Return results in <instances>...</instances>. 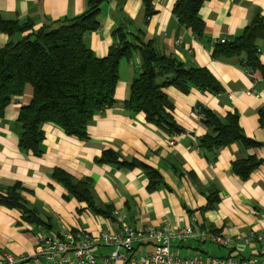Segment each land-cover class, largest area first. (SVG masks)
Here are the masks:
<instances>
[{"label": "crops", "instance_id": "crops-1", "mask_svg": "<svg viewBox=\"0 0 264 264\" xmlns=\"http://www.w3.org/2000/svg\"><path fill=\"white\" fill-rule=\"evenodd\" d=\"M88 0H0V19L32 29L10 36L0 31V49L12 40L28 37L45 26L83 14ZM177 0H152L154 14L146 18L143 0H105L100 7L101 27L88 33L86 46L98 58L106 57L116 43L115 33L122 29L136 42H152L161 53L177 57L193 68H206L221 84L219 93L196 88L188 94L174 86L163 90L173 106L171 115L182 130L173 135L163 127L149 123L143 113L128 111L124 103L141 61L138 53L131 60H121L115 106L95 116L88 127V137L81 140L67 135L52 124H45L43 154L35 157L19 149L22 127L18 116L33 97L28 85L0 118V189L6 191L22 184L26 207L38 209L48 225L34 228L16 209L0 206V255L32 256L38 249L41 233L64 236L83 230L93 236L117 230L115 212L124 214L125 222L136 230L169 226L182 229L193 226L195 237L173 242L172 251L180 257H234L248 260L257 256L264 261V239L245 244L237 238L264 236V80L260 72L250 75L240 57H215V41L234 40L257 16H264V0H206L200 10L205 23L204 35L198 39L182 26L173 13ZM264 68V38L256 42ZM198 108L212 111L222 120L229 114L239 116L245 137L257 142L246 148L239 142L216 151L201 152L199 143L209 132ZM106 150L119 154L130 166L101 164L97 159ZM249 157L263 163L247 180L233 172V163ZM150 168L160 182L151 189ZM60 169L75 180H91L93 205L68 195L62 183L53 179ZM217 199L209 207V199ZM200 232L232 240L228 247L202 242ZM111 248L98 245L94 254L101 261ZM155 251V243L135 244L130 256L140 257ZM118 264H130L119 262Z\"/></svg>", "mask_w": 264, "mask_h": 264}, {"label": "trees", "instance_id": "trees-1", "mask_svg": "<svg viewBox=\"0 0 264 264\" xmlns=\"http://www.w3.org/2000/svg\"><path fill=\"white\" fill-rule=\"evenodd\" d=\"M88 1V8L83 14L45 26L28 37L12 40L0 49V118L13 100L23 95L26 86L33 88L31 102L21 108L18 116L22 127L19 149L25 154L35 157L43 154L45 124L55 125L69 136L86 140L88 127L95 116L115 106L120 62L131 60L134 53H138L141 67L131 83L124 107L133 113H143L147 122L163 127L171 134H179L182 130L169 112L173 106L163 92L165 88L174 86L185 94L193 88L212 93H219L222 89L219 81L206 68L189 67L177 57L159 52L152 42L130 40L121 28L117 29L116 43L107 56L96 57L86 46L84 38L100 29V7L105 0ZM205 1L177 0L173 9L179 23L191 29L198 39L203 37L205 30V23L199 15ZM143 3L148 19L154 14L152 0H143ZM29 29H32L30 23L19 25L0 19V31L7 35L14 37ZM261 38H264V16L257 15L240 37L225 43L215 41L213 55L240 57L243 68L250 75L260 72L264 78L256 46ZM198 112L209 130L199 143L201 152L216 151L235 142L246 148L259 145L245 137L239 126L238 114H229L226 120H222L210 110L198 108ZM260 112L261 125L264 126V111ZM97 162L133 165L121 162L119 154L113 150L104 151ZM262 163V160L253 157L237 160L233 163V172L247 180ZM146 170L150 176L149 187L155 189L160 182L159 175L150 168ZM52 177L64 185L68 195L93 205L91 180L77 181L60 169L54 170ZM23 191L25 189L20 183H15L6 191L0 189V206L18 210L26 223L44 229L48 220L42 218L38 209L26 207ZM216 199L215 196L209 199V207Z\"/></svg>", "mask_w": 264, "mask_h": 264}, {"label": "built area", "instance_id": "built-area-1", "mask_svg": "<svg viewBox=\"0 0 264 264\" xmlns=\"http://www.w3.org/2000/svg\"><path fill=\"white\" fill-rule=\"evenodd\" d=\"M228 39L219 40L225 43ZM264 78H254L255 83ZM202 116V115H200ZM173 135L171 145H174ZM117 230L114 232H102L98 236L78 230L57 236L41 233L38 238V249L32 256L15 257L9 253L0 255V264H118L129 262L130 264H264L257 256L248 260L234 257L214 258L211 256L180 257L172 251L173 242H185L195 237V229L191 225L187 228L173 229L169 226L161 228L148 227L136 230L125 222L124 214L115 212ZM197 237L202 242H211L219 247H228L233 242L229 238L206 232H200ZM254 239L261 241L264 236L237 238L245 244H252ZM155 243V251L140 257L130 256L135 244ZM110 247L111 253L101 261L94 254V248L98 245Z\"/></svg>", "mask_w": 264, "mask_h": 264}]
</instances>
